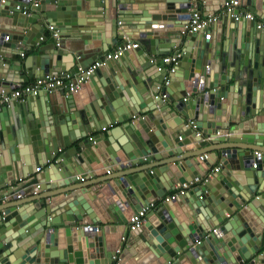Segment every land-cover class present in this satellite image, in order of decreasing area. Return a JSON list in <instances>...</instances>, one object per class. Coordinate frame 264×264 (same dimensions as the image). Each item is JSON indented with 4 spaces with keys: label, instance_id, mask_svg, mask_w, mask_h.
<instances>
[{
    "label": "water",
    "instance_id": "95a60500",
    "mask_svg": "<svg viewBox=\"0 0 264 264\" xmlns=\"http://www.w3.org/2000/svg\"><path fill=\"white\" fill-rule=\"evenodd\" d=\"M225 1L198 5L212 15ZM238 1L264 20V0ZM26 3L0 2V91L32 77L78 74L110 46L139 47L96 69L83 92H42L14 104V117L11 105L1 109L0 181L17 182L24 168L42 165V175L12 193H41V176L57 192L0 216V264H114L123 237L118 264H264V33L255 23L225 24L221 16L214 37L210 27L199 37L185 28L189 0H41L23 14ZM82 17L87 28L69 37L65 27L81 26ZM47 25L70 46L47 49ZM222 37H236L234 47ZM172 50L178 57L169 67L160 58ZM24 51L39 54L10 61ZM163 94L165 105L155 98ZM115 122L120 134L100 132ZM210 137L227 145L201 151ZM109 167L138 169L107 177ZM209 174L141 227L126 226L130 213ZM81 179L93 182L73 187Z\"/></svg>",
    "mask_w": 264,
    "mask_h": 264
},
{
    "label": "built area",
    "instance_id": "2783aa9c",
    "mask_svg": "<svg viewBox=\"0 0 264 264\" xmlns=\"http://www.w3.org/2000/svg\"><path fill=\"white\" fill-rule=\"evenodd\" d=\"M5 0H1L0 2L3 3ZM41 0H27V5L21 10L23 14L29 13L32 9H35L39 6ZM190 4L192 5V9L189 11V18L188 22L185 25L186 31L192 34L202 33L205 31L206 28L215 25L220 21L221 16H226L228 18H232L235 21H250L255 23L256 29L262 31L264 33V20H259L253 13L249 12L243 7H241L240 2L238 0H227L221 6L219 13L215 14H208L203 15V12L198 5L199 0H189ZM16 9H20V6H16ZM50 38L55 40V45L59 46V33L54 28V26L47 25ZM42 40V37L40 38ZM5 40H8V36L5 37ZM139 47L138 42L128 41L125 44L117 45L114 49L110 52H107L101 58H98L94 62H92L89 66H87L84 70H80L78 74L71 75V74H63L60 76H53L47 74L41 78L35 79L33 82L18 84L13 87L9 92L0 91V109L3 107H8L14 101H21L24 102L29 97H37L40 93L44 92L47 94L53 93L57 89H66V94H77L82 92L85 87L89 83L90 76L92 73L102 67L106 62L112 60H119V58L123 55L126 51H132ZM23 55V54H21ZM178 54H173L169 56H163L160 58L163 64H167V66L171 67L173 64L176 63ZM156 57H152V60H156ZM169 81L165 80L164 86H168ZM155 98H161L163 100V105L167 104L166 95L163 94L161 96H156ZM115 122L113 125H116ZM193 123L190 122L189 125ZM105 128H102L101 131H105ZM91 135V134H88ZM92 137V136H90ZM257 158H259V153L255 152ZM206 157V156H205ZM253 168L256 167L254 163L252 165ZM36 172H40L41 168H36ZM213 171L217 172L218 167L213 168ZM109 174V171H107ZM211 174L208 176L198 179L194 178L189 182L183 183L179 188H175L171 193L166 195L165 197L159 199L155 203H150L147 206L142 207L139 211L130 213L128 215V229L134 230L141 227L147 216L158 209L163 203H167L171 200H174L178 196L185 194L186 192L190 191L194 187L198 186L199 184H203L207 181V178L210 177ZM83 181V179H81ZM18 183H25L23 179H18ZM39 188V185L36 186ZM13 192V190H12ZM8 193V194H1L0 193V202L7 198V199H20V193ZM35 194V193H34ZM97 229V228H96ZM122 242H125V237H123ZM121 248H117L114 251L113 262L114 264H118L117 257L121 253Z\"/></svg>",
    "mask_w": 264,
    "mask_h": 264
},
{
    "label": "crops",
    "instance_id": "0c3cea01",
    "mask_svg": "<svg viewBox=\"0 0 264 264\" xmlns=\"http://www.w3.org/2000/svg\"><path fill=\"white\" fill-rule=\"evenodd\" d=\"M241 7H243V6H241ZM244 8L245 7H243L242 8V10H244ZM200 9H201V11L203 10V7H200ZM246 9V8H245ZM219 13V12H218ZM217 14V13H216ZM84 17H82L81 18V26L80 25H78V23H79V21L77 22V21H75V20H78V19H73V21H75L73 24H72V22L71 23H69L68 25H67V27H65V28H67L68 29V31H67V35L70 37L74 32H79V31H83V30H85L87 27H85L86 25H85V21H86V19H84V20H82ZM260 20V19H259ZM83 21V22H82ZM222 21V20H221ZM244 20H242V21H240V23H244L243 22ZM224 22H225V24H229L230 23V18H228V17H225V19H224ZM222 22H219L218 23V25L219 24H221ZM223 28H224V26H223ZM209 29V28H208ZM210 29H211V33H213V37H214V33H215V25H212V26H210ZM57 31H58V33H59V43H60V46L63 44V45H65V47H68V45H69V37L68 38H65L64 36L62 37L61 35H60V32H59V30L57 29ZM207 33H209V32H207ZM202 34H204V33H200L199 34V37L202 35ZM44 36L46 37L45 38V41H44V44H46L47 46H46V48L47 49H49V45L50 44H56L55 43V40L54 39H52V38H50V34H49V31H48V28H45V34H44ZM236 37H237V39H236ZM234 39H233V41L230 43L229 42V39H224L223 37H222V41H224V43H225V48L227 47V45L229 46V44H230V46L232 47H234V45H235V39L237 40V42L239 41V35H237ZM132 42H137V41H132ZM70 46V45H69ZM56 47V46H55ZM99 47V44H94L93 45V49L92 50H90L89 52H90V54H89V56H92L95 52L93 51L94 49H96V48H98ZM116 46H110L109 47V50L107 51V52H110L112 49H114ZM106 52V53H107ZM106 53H104L102 56H104ZM39 53H34V54H29V53H27L26 51H24V53H23V55H13L12 56V58H11V62H13V63H16V62H18V61H23L24 59H26L27 61H31V57L32 56H34V55H38ZM85 54V53H84ZM173 54H176V51L175 50H172L170 53H169V55H173ZM169 55H166V56H169ZM101 56V57H102ZM100 57V58H101ZM156 58H158V57H156ZM81 59H83V58H81ZM98 59V58H97ZM119 61V60H118ZM148 71H150L151 72V75L152 74H154V75H152V76H155V75H158L159 74V72H158V70H156V68H155V66H152L151 68H149L148 69ZM144 78H146V77H144ZM36 78L35 77H32L31 78V82H33L34 80H35ZM18 85V84H17ZM14 86H16V85H14ZM86 88V87H85ZM85 90V89H84ZM83 90V91H84ZM82 91V92H83ZM28 99V98H27ZM27 100H25L24 102H21V101H14V102H12L11 103V106L8 108V109H10V112H9V114H13L12 116L14 117V113H13V111H12V107H13V105L15 104L16 105V108H18V106L17 105H21V104H23V103H25ZM2 109V108H1ZM1 109H0V111H1ZM18 111V110H17ZM145 114H147V113H144V115ZM16 117V116H15ZM167 120V119H166ZM166 122H171L172 124H174L175 125V117H173V118H168V121H166ZM118 127H120V124L119 123H117L116 125H111V126H108L107 128H106V130L105 131H107V130H112V131H117L119 134H120V131L118 130ZM100 132H104V131H100ZM94 134H91V135H88L87 137H90V136H93ZM227 144H224V143H222V142H219L218 140H217V137L215 138V140H211V137H210V139H209V141H208V144L204 147V148H202V149H200L201 151H209V150H213V149H217V148H220V147H223V146H226ZM63 152H65V149H61V153H63ZM216 154H218L219 152H215ZM219 166V164H218V162H216L215 163V165L213 166V168H216V167H218ZM41 168V171L40 172H36V168ZM29 170L28 169H26V168H24V175H25V177L23 178V180H24V182L26 183V182H29V181H31V180H33L32 178L34 177V175H42V173L44 172V167L42 166V165H36L35 166V168L34 169H31V166H29ZM138 169V167H135V168H128V169H126V170H123V171H120V172H114L110 167H109V174L107 175V177H114V176H119V175H122V174H126V173H129V172H133V171H135V170H137ZM31 173V175H28V173ZM39 179L41 180V182H39L38 184H39V186H41V187H43L44 188V190H41L40 189V191H41V193H39V194H37V195H32V194H25V195H22L21 196V198L20 199H7V198H5V199H3L1 202H0V216H4V214L6 213V215L7 214H9V215H11V207H13V206H16V205H18V204H21V203H29V202H31V201H33L34 199H38V198H40V197H44V196H47V195H50L52 192L54 193V192H57V190H54V189H51V190H48L47 189V187H49L50 188V186L51 185H46V183H44V181H43V178H42V176L41 177H39ZM90 182H93V180L92 181H83V182H81V181H77V184H74L73 185V187H79V186H81V185H85V184H88V183H90ZM24 183H21V184H19L18 183V181L17 182H13V183H8L7 185L5 184V183H3V182H1L0 181V193L1 194H3V195H5V194H8V193H10V192H12V190H14L15 189V186L16 185H23ZM195 188V187H194ZM59 191H63V189H58ZM192 190V189H191ZM172 191H169L166 195H168L169 193H171ZM40 203L39 202H33V203H29L28 204V207H30V208H33V207H35V206H37V205H39ZM126 226H128V224L126 225ZM11 227V226H10ZM15 241V240H14ZM125 244V242H121V246H119L118 248H124L123 247V245ZM6 252H8V250H6ZM6 252L4 253V255L6 254Z\"/></svg>",
    "mask_w": 264,
    "mask_h": 264
}]
</instances>
